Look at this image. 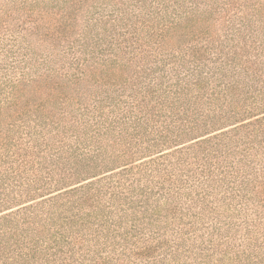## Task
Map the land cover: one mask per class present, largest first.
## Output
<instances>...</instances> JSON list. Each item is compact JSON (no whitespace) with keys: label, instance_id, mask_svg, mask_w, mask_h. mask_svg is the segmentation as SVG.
Returning a JSON list of instances; mask_svg holds the SVG:
<instances>
[{"label":"trees","instance_id":"obj_1","mask_svg":"<svg viewBox=\"0 0 264 264\" xmlns=\"http://www.w3.org/2000/svg\"><path fill=\"white\" fill-rule=\"evenodd\" d=\"M0 264H264V0H0Z\"/></svg>","mask_w":264,"mask_h":264}]
</instances>
